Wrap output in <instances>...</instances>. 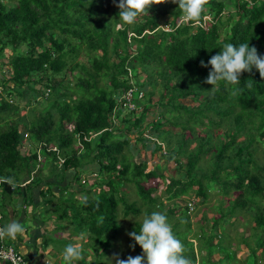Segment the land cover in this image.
<instances>
[{"label": "trees", "instance_id": "trees-1", "mask_svg": "<svg viewBox=\"0 0 264 264\" xmlns=\"http://www.w3.org/2000/svg\"><path fill=\"white\" fill-rule=\"evenodd\" d=\"M118 2L0 0V56L7 47L10 51L5 63L9 75L0 79V112L18 110L17 105L4 98L3 92L23 96L31 90L32 98L40 97L36 101L52 98L49 108L27 127V136L20 131L18 120L0 130L1 226H5L3 218L9 220L6 199L15 211L22 210L23 205L32 206L34 212L36 208H45L44 218L36 220L43 223L52 219L55 224L52 230L60 233L64 229L73 241L86 237V243L79 242L85 249L79 263L87 262L92 255L91 264H106L101 259L111 246L106 236L120 232V212L123 217L141 212L164 213L168 220L172 219L177 236L186 228L198 202L203 205L207 201V182L214 179L213 187L220 188L221 193L216 207L218 215L213 216L211 229L198 237L222 236L217 226L220 222L234 221L246 213L248 224L253 222L247 235L253 245L238 243L234 249L226 247L229 252L221 248L223 240L213 244L208 237L206 247L198 243L204 248L206 261L219 264L212 258L215 251L209 249L214 247L220 249L221 262L236 263L240 259L242 264H264V206L259 202L264 196V165L258 168L252 154L256 151L253 142L259 141L258 137L264 143V78L253 68L241 74L239 85L220 81L216 93L211 94L212 86L204 83L211 66H201V61L207 64L225 43L237 46L249 43L264 56V0H209L205 15H211L212 19L206 21L205 27L179 22L182 11L178 4L170 0L169 5L167 0L153 5L149 16H141L135 24L117 30L115 25L121 23L115 6ZM162 18V22L170 25L169 30L160 25ZM81 49L85 50L89 66L77 59ZM39 82L41 88L36 87ZM85 87L94 90L91 95L75 93L86 90ZM132 87L136 88L133 99L139 104L147 98V103L141 104L140 113L134 112L129 117L125 114L121 118L119 111H115L116 125L109 129L113 125L116 94ZM139 88H146L142 99L136 98ZM156 94L158 97L154 99ZM187 98L193 103L184 102ZM150 107L166 109L170 116L161 111L145 122L142 115ZM52 109L58 114L56 120ZM120 122L126 126L120 128ZM150 124L178 125L181 148H172L168 138L166 153H160L159 158H164L165 165L172 161V167H178L180 173L170 175L167 168L158 172L163 169L160 164L148 169L149 159L155 163L156 158L152 157L155 153H135L137 159L132 161L135 167L131 169L128 155L122 153L133 139L128 133L134 136L156 130ZM205 125L212 129L226 127L223 136H219L222 145L215 151L211 134L192 138L197 126ZM104 128H107L104 132L93 135ZM114 134L121 137L113 141ZM240 136L243 139L238 140ZM196 139L199 142L189 153L188 143ZM24 141H29V147L22 153ZM39 143L44 144L37 153L34 148ZM158 146L161 150L162 145ZM179 154L183 161L176 157ZM204 157L208 158V164ZM202 159L205 165L200 164ZM206 164L208 170L211 167L210 175ZM89 166L91 170L87 169ZM43 171L50 177L41 175ZM91 173L95 175L89 184ZM156 177L165 178V189L160 191L165 199L154 194L156 187L151 181ZM128 183L134 184L141 203L136 199L128 201L122 188ZM53 186L59 190L53 191ZM37 187H41L38 199L34 193ZM78 193L83 196L76 198ZM48 194L56 196L58 203ZM191 199H194L192 209L187 205ZM168 202L171 203L164 206ZM202 217L206 219V215ZM141 226V222L134 221V231L139 232ZM245 228L242 227L244 233ZM193 240L192 263L196 258ZM3 241L11 244L7 236ZM200 253L202 249L196 254ZM203 257L199 264L204 262Z\"/></svg>", "mask_w": 264, "mask_h": 264}, {"label": "rangeland", "instance_id": "rangeland-1", "mask_svg": "<svg viewBox=\"0 0 264 264\" xmlns=\"http://www.w3.org/2000/svg\"><path fill=\"white\" fill-rule=\"evenodd\" d=\"M9 2V1H6ZM169 5L170 0H168L167 2ZM163 18L160 19V25L164 28L169 30L170 29V25L167 22H162ZM206 22V21H205ZM205 22L201 21L202 26H205ZM198 25V24H196ZM132 34V33H131ZM10 54L9 51V47H7V49L4 50V55L0 56V79L8 76L9 75V71L7 70V66H6V62L8 61V55ZM77 59H79L82 63H85L87 66H89V62L87 61V55L85 53L84 49H81L78 52V56ZM75 74L78 75V72H76ZM59 77V75H58ZM36 78V77H35ZM71 79V77H70ZM7 85H11V82H8ZM37 88H41V83L39 82L38 84H36ZM85 89L87 90V87H85ZM145 91L146 88H143ZM2 90V86H0V91ZM84 90V89H79L77 90L75 93L77 95H81L84 94L85 97H87L90 93H92V90ZM90 91V92H89ZM121 93V92H118ZM117 93V94H118ZM32 94L33 91H29L27 90L23 96H19L16 93H12V94H8L3 92V96L6 100H8L10 103L17 105L18 106V110L16 112L12 111V110H8V111H2L0 112V130L6 128L8 125L14 123L16 120L19 121V127H20V131L21 132H27V127L30 125V123L36 119L37 116H39L40 113L44 112L45 109H48L50 106V102L52 100V98L50 99H39V101H36L37 98H40L39 96L36 97V99H34V97L32 98ZM136 94V92L134 93V95ZM154 99H156L158 97V95H154L153 96ZM184 102L192 104L193 102L190 101V98H187L184 100ZM143 103H147V98H144L143 101H140V103L138 104L139 109L136 111L138 113L141 112V104ZM52 114L54 119H58V114L57 112L52 109ZM163 111L164 114H167L166 116H170V114L167 112L166 109L163 110V108H149V112L147 114H143L142 117L145 120V122L152 118H154L157 114H159V112ZM124 113V110H122L120 116ZM127 115V117L131 116L132 114H134V112H125ZM177 113V112H175ZM177 118V117H176ZM175 118V119H176ZM216 118V117H215ZM174 119V120H175ZM206 122V120H204ZM144 122V123H145ZM248 126H251V123H246ZM116 125V123H113V127ZM153 125L154 127H156V130H145V133H148L150 138L145 137V139H143L142 135H138L136 134V136H140V139L135 138L134 144L139 147V146H144V150L148 149L151 146H154L155 149L159 150V144H163L161 151L166 153L167 150V140L168 138H170L171 140V147L174 148L175 150H178L179 148H181V141H180V137L181 135L179 134V132L181 131L178 127V125L176 126H170V125H165L166 127H158L155 124H150ZM126 123L125 122H120L119 127H125ZM112 127V128H113ZM198 128L195 131V135L192 132V138H195V136H199L202 134V136H209V134H211V136L213 137L212 139V145H213V150L215 151L216 149H219V147L222 145V139L219 136H223L224 131L226 130L225 126H221L220 128H216V129H212L211 127L205 125V126H197ZM169 128V130H167ZM129 138H131L133 136V134L130 132L128 133ZM121 137L120 134H114V136L111 138V140H115L116 138ZM204 140H207L206 138H203ZM243 139V136H240L238 138V140ZM259 141H262L259 137H258ZM203 140V141H204ZM259 141H254L252 148L255 147L256 151L255 154H253V159L254 162L256 164V166L262 167L264 165V143L263 142H259ZM199 142V139L194 140V142H189L188 144V152L190 153L192 151V149L195 147L196 143ZM249 142V141H247ZM158 144V145H157ZM133 146V142H131L130 144H128L127 149L131 152L130 148ZM29 145H23L21 151L22 153H25V151H27ZM152 148V147H151ZM185 148V147H182ZM129 151L125 150L122 153H125L124 156L126 157V154L128 155V161L130 162L131 165V169H133L135 167V162L132 161H136V157L134 156V153H130ZM148 153H150L148 151ZM185 156V155H184ZM153 158L159 159L158 161L156 160V162L154 164H152L151 161H153L152 159H149L150 161L147 164L148 169L152 168L154 165L156 164H160L162 166L163 169L159 170L158 172H163L164 168L169 169L168 174L170 175H175L178 174L180 172L177 171L178 167L174 168L172 167V161H170L168 163V165H165L163 160L164 158H159V153H155L153 156ZM177 158L180 157V159H182L183 161V157L179 155H176ZM208 157V156H206ZM204 157V158H206ZM208 160V158H206V161ZM138 161V160H137ZM206 161L204 159H202L200 161L201 165H205ZM209 161H207L208 164ZM206 164V170L207 173L210 175L211 173V167H207ZM255 166V167H256ZM88 170L92 169V166H89L87 168ZM179 169L183 170V167L180 166ZM44 173H42L41 175L46 176V172L43 171ZM93 175L94 173H91L90 176L88 177V180L90 181V183H92L93 181H91L93 179ZM46 177H50V176H46ZM45 178V177H44ZM82 178V177H81ZM212 181L210 183L207 182L208 189V195H207V201L202 205L200 203V201L197 204V209L194 213L191 214L190 219L187 221L186 223V228L183 229L180 233L177 234L176 236V232L174 231L175 229H173V232H175V236L182 241V243L184 244L185 247V252H187L189 255L185 254V252L183 253L187 258H189L190 260H192L191 258H193V252L190 250V246L192 245V241L191 239L193 238V243L195 244L194 246H192V248L194 249V253H195V261L192 264H199V262L202 259V256L197 255L196 252L199 251V249H202V254L204 253V248H202L201 246L198 245V243L204 245V247H206V240L208 239L209 236L203 237V236H199L198 235H202L205 234L208 229L214 225V218L213 216H217L218 215V211L216 209L217 205L220 203V199H221V193H220V188H214L213 187V181H215L214 179H211ZM81 181L83 182V180L81 179ZM204 182H206V179H203ZM152 185H154L156 187V192H154V194L157 196L160 195V198L165 199L163 190L165 189V178L163 177H156L153 178V180L151 181ZM74 183V186H77V183ZM148 183V181H147ZM146 183V184H147ZM150 184V185H151ZM123 191L126 193L127 195V199L128 201H131L133 199H136L139 203H141L140 198L138 197V195L136 194V188L134 186L133 183H128L126 186L122 187ZM39 189H41V187H37L34 189V193L36 194L35 198L38 199L39 197ZM53 191H58L59 188L58 186H53L52 187ZM75 189V188H74ZM162 191V192H160ZM193 193V192H192ZM59 194V193H58ZM83 196V194H76V198H81ZM184 196V195H183ZM47 197H51L54 201V203H58V198L56 196L50 195L48 194ZM261 200H259V202L262 203V205L264 206V196L263 198H260ZM6 201L8 202V206L11 207L12 209L9 210L8 213V217L9 220L8 222H6V220L3 218L2 222L5 223V225L11 223V221H19L21 222L25 229H27V234H30L33 230L36 232V229L38 228L36 225V219H40V217L44 218L45 216V208H36V211L31 212L32 211V206H27V205H23L22 206V210L19 208L16 211L14 210V205L9 202L7 199ZM163 201V200H162ZM189 201V200H188ZM171 202L168 203H164V206H166L167 204H170ZM120 207L122 206L123 203H120ZM34 207V205H33ZM40 207V206H39ZM6 209V208H5ZM122 209V207H121ZM204 211V214L201 213ZM28 213H30L32 215V218L30 215H28ZM203 215H206V219H203ZM145 217V214L143 212H141L139 215H133V214H129L126 217L122 216V212H120L119 214V221L121 224V230L118 233H115L114 231L109 233L106 236V239L110 240L111 246L109 247V249L107 250V255H104L101 257V259L104 261V263L106 262V264H115V260H113V256L115 254H118L120 256L121 259H126L129 255L131 256H136V255H142V249L138 244H135V241L132 240L128 233L134 231V227H133V223L134 221H138V222H143V219ZM183 217H187L185 214H183ZM23 219V220H22ZM22 220V221H20ZM172 219H169L168 222L170 224H172L171 222ZM183 221V220H182ZM41 222V221H40ZM39 222V224H40ZM250 222V220L248 219V214L245 213V215L243 214L242 216H240L238 219L236 220H231L230 222H220L219 225H217L219 227V229L222 231V236H217V237H213L210 236L208 239V242L210 241V243L213 244H217V242H220L223 240V242L221 243V248L224 251H229V248L226 247H231V248H236L235 245L238 243H245V245H253V240L251 237H247V235L249 234V232L251 231V224H253V222H251V224H248ZM60 223L62 224H66V221H61ZM40 227L45 228V230H48L47 233H45V235L42 237V246L39 247V252H42L41 254H43L44 251H46V258H52L54 259V262L52 260H48L50 264H65V261L63 260V256L62 253L64 251V248L66 245L74 243L72 236H70V234L65 233V230L63 229L60 233L57 231L52 230L53 227L55 226L54 222L52 219H47L46 221H43V223L41 222ZM181 226H184V222H182ZM238 226H240V228L242 227H246L245 228V233L242 232H238L240 231L238 229ZM50 229V230H49ZM19 237V236H17ZM243 237V238H242ZM246 237L247 240H243ZM242 239V241H241ZM29 241H31V245H27L28 249H25L24 253L25 255V260L27 264H35L34 262L30 261L29 258V254H31L35 247H34V243H35V236L33 235L32 237H30ZM80 241L85 242L87 241L86 237H83L82 239H77V241H75V243H79ZM11 244L16 248L17 246L20 245L19 242V238L17 239H11ZM41 242V241H40ZM225 242V243H224ZM230 243V245H229ZM130 245H135V247H130ZM196 247V248H195ZM201 247V248H199ZM244 246H242L243 248ZM209 248V247H207ZM198 249V250H197ZM212 249L213 251H215L217 254L215 255V258L218 257V254L220 255V249H215L213 248H209ZM85 252V249L82 250V253ZM44 256V255H43ZM191 257V258H190ZM207 256L203 257L204 262L202 264H209L208 261H206ZM91 259H93V256L90 255V257L88 258L87 262H84L82 264H91L92 261H90ZM80 260H73L72 264H81L79 263ZM240 263H242V260H240ZM234 264V263H232Z\"/></svg>", "mask_w": 264, "mask_h": 264}, {"label": "clouds", "instance_id": "clouds-1", "mask_svg": "<svg viewBox=\"0 0 264 264\" xmlns=\"http://www.w3.org/2000/svg\"><path fill=\"white\" fill-rule=\"evenodd\" d=\"M165 2L167 0H119L115 6L119 9L118 15L121 23H117L115 28L119 30L124 25L135 24L139 17L149 16V10L153 5ZM171 2L178 4L185 23L196 25L200 24L202 19H208L205 13L208 11L206 6L209 4V0H171ZM209 65L211 71L204 83L212 86L209 90L211 94L216 93L218 90L216 86L220 81L239 85L241 74L251 72L253 68L259 72L261 78H264V56L260 55L254 46L250 47L249 43H241L238 46L232 43L223 44L220 51L211 56L207 64L201 61L202 67H208ZM134 137L132 136L133 143ZM143 139L145 138L143 137ZM161 145L163 146V144ZM144 152L146 153V150ZM160 153L164 152L159 150ZM99 219L103 221V217ZM25 232L26 229L21 222L12 221L0 228V237L7 236L16 239L18 235H23ZM128 235L135 241V244L141 247L143 254L129 255L126 259H121L118 254H115L113 256L115 264H192V261L183 255L185 252L184 244L175 236L164 213L154 211L150 215H145L140 231H132ZM9 245L13 246L12 244ZM130 247L134 248L135 245H130ZM15 249L22 254L25 264H27L24 253L18 248ZM62 256L65 264H72L73 260L82 259L81 244L71 243L66 245ZM0 263L8 264L7 261H0Z\"/></svg>", "mask_w": 264, "mask_h": 264}, {"label": "built area", "instance_id": "built-area-1", "mask_svg": "<svg viewBox=\"0 0 264 264\" xmlns=\"http://www.w3.org/2000/svg\"><path fill=\"white\" fill-rule=\"evenodd\" d=\"M208 19L207 20H211L212 17L211 15H207ZM204 20L203 22L207 21ZM183 21V19L181 18L179 22ZM206 23V22H205ZM199 25H202V23L200 22ZM206 25V24H205ZM205 27V26H204ZM134 89H136L135 87H132L128 90H125L121 93L116 94L115 96V100L117 101V105L113 111V116L111 121L113 123H115L116 121V117L114 116L115 111H119L118 113L121 114L122 110H124V113L121 115V118L126 114L125 112H136L139 109L138 103L135 99H133V93H134ZM144 92L142 88L138 89V95H137V99H142L144 96ZM113 127V125L109 128L111 129ZM107 128H104L98 132H95L93 135H98L100 134L102 131L106 130ZM24 135L26 136L27 134L24 133ZM134 141L136 138V134L134 135ZM144 138L147 137L149 138V134L148 133H144L142 135ZM84 139H88L87 137H84ZM44 143H39V145L37 146V152L40 153V149L41 146ZM78 145L80 146L79 149L82 148V145L78 143ZM51 149L55 150V147H51ZM187 205L190 209H192L194 207V199H191L189 201H187ZM0 228H2L1 224H0ZM4 237V236H3ZM3 237H0V261H4V262H8V264H25V261L23 259L22 254L17 251L13 246L5 243L3 241Z\"/></svg>", "mask_w": 264, "mask_h": 264}, {"label": "crops", "instance_id": "crops-1", "mask_svg": "<svg viewBox=\"0 0 264 264\" xmlns=\"http://www.w3.org/2000/svg\"><path fill=\"white\" fill-rule=\"evenodd\" d=\"M27 134V133H26ZM27 136V135H26ZM130 142H132V140L130 141ZM29 143V141H24L23 143H22V145H27ZM39 145V144H38ZM37 145V146H38ZM37 146L34 148V150H36L37 151ZM152 147V148H151ZM150 148H149V150L148 149H146V153H148V151L150 152V153H159V150H157V149H155V147L154 146H151ZM125 150H127V151H129L127 148L125 149ZM130 150H131V152L130 153H134V152H136V153H145L144 151V149H143V146H139V147H137L134 143H133V146L130 148ZM41 152V151H40ZM38 153V152H37ZM156 160L157 159H155V161L154 162H156ZM7 211L9 212V210H11L12 208L11 207H9L8 205H7ZM31 212H33V211H31ZM28 215H30L31 217H32V215L30 214V213H28ZM33 218V217H32ZM23 220V219H22ZM22 220H20V221H22ZM12 222V221H11ZM39 220H36V223H37V229H36V232L33 230L30 234H27L28 232H27V229H26V232L23 234V235H18L19 237H17V238H19V242H20V245L19 246H17L16 248H18L21 252H23L24 253V251H25V249H28L27 248V245H31V241H29V239H30V237H32L33 235L35 236V243H34V247H35V249H34V251L31 253V254H29V258H30V261L31 262H34L35 264H50L49 263V261L48 260H52L53 262H54V259H52V258H46V251H44L43 252V254H41L42 252H39V247H41L43 244H42V237L45 235V233H47V231L48 230H45V228H43V227H40L41 225V222H40V224H39ZM238 229L240 230L239 232H241L242 231V228H240V226L238 227ZM50 230V229H49ZM16 238V239H17ZM41 241V242H40ZM27 244V245H26ZM197 253V252H196ZM217 253L215 252L214 254H212V258H213V260L215 261H217L219 264H227L228 262L226 261V260H224V262H221V261H219V259H220V256H219V254H218V257L217 258H215V255H216ZM24 255H26L25 253H24ZM44 255V256H43ZM200 256H205L206 254H205V252L202 254V253H200L199 254ZM233 262H231V263H229V264H232ZM240 263V261H238V262H236V263H234V264H239ZM1 264V263H0ZM242 264V263H241Z\"/></svg>", "mask_w": 264, "mask_h": 264}]
</instances>
